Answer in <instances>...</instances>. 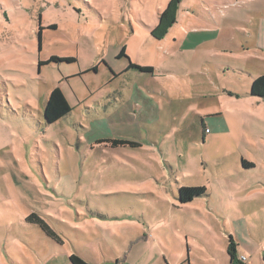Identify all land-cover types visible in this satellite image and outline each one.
Instances as JSON below:
<instances>
[{
	"label": "rangeland",
	"instance_id": "1",
	"mask_svg": "<svg viewBox=\"0 0 264 264\" xmlns=\"http://www.w3.org/2000/svg\"><path fill=\"white\" fill-rule=\"evenodd\" d=\"M209 1L159 40L168 0H0V264H226L264 239V0ZM55 87L72 111L47 124Z\"/></svg>",
	"mask_w": 264,
	"mask_h": 264
},
{
	"label": "trees",
	"instance_id": "2",
	"mask_svg": "<svg viewBox=\"0 0 264 264\" xmlns=\"http://www.w3.org/2000/svg\"><path fill=\"white\" fill-rule=\"evenodd\" d=\"M182 0H170L167 7L159 13L158 16V24L155 28L152 29L151 35L156 39H163L165 35L167 34L169 28L176 23L177 20V14L180 8ZM42 30V28H40ZM125 55L124 49L120 52L118 57H122ZM53 61H66V62H74L75 58H57L52 57L51 59L47 61H41L39 65H45ZM129 68L137 69L142 72H151L153 71V67L151 66H137L135 64H130ZM250 94L259 97L264 98V75L257 76L253 79L251 83V90ZM72 111L71 106L69 105L64 93L62 92L60 87H55L44 107V118L47 124H53L60 119L64 118L66 115H68ZM98 143L103 142H110L111 146H119V145H130L132 147L139 146L138 143L127 140V139H100L97 141ZM244 163V162H243ZM244 165H246L244 163ZM203 190V187H182L179 189L178 193V199L182 203L190 202L197 196L201 194ZM30 221H33L37 223L43 230V232L54 240L57 243H61L62 239L61 237L53 231L47 223L39 218L36 214H31L29 216ZM228 254L231 258V264H241L239 261H237V243L235 242L234 238L232 236L229 237L228 240ZM69 261L71 264H90L84 259H82L80 256L76 254H72L69 256Z\"/></svg>",
	"mask_w": 264,
	"mask_h": 264
},
{
	"label": "crops",
	"instance_id": "3",
	"mask_svg": "<svg viewBox=\"0 0 264 264\" xmlns=\"http://www.w3.org/2000/svg\"><path fill=\"white\" fill-rule=\"evenodd\" d=\"M169 1L170 0H168L167 5H168ZM238 3H240V0H210L208 5L210 8L215 9L219 12L221 9L232 10L235 8H239L237 5ZM167 5H166V7H167ZM180 7H181V4H180ZM179 10H180V8H179ZM178 13H179V11H178ZM258 14L261 16V13H258ZM177 19H178V14H177ZM176 23H177V20H176ZM157 24H158V22H157ZM260 25H261V20H259V23H258V28H257L258 32H259ZM173 26L174 25H172L169 29H171ZM251 27L256 30L255 23L252 22ZM258 32L257 33L255 32V35H256L255 37L259 36ZM249 36L254 37V34L251 32ZM251 96H253V95H251ZM257 98H259V97H257ZM228 240L226 241L227 253H225L224 260H225L226 264H231V258H230V255L228 254V248H227ZM64 241L65 240L62 239V242L60 244L64 243ZM240 241H241V244H242V241L244 242V245H241V246H245V247H243L244 249H240V244H237V261H239V263H240L241 257L245 256V257H247V261L244 264H264V239L261 240V242H258L256 244L254 242H252L251 240H248V239L245 240L244 238H240ZM221 253H223V251H221ZM69 256L67 257L68 260H69ZM214 262L216 263L217 260L210 257V260H208L206 262H202L201 264H214ZM164 264H193V263H191V258L189 259L188 257H186V256L183 257V256H181V254H179L171 260H165Z\"/></svg>",
	"mask_w": 264,
	"mask_h": 264
},
{
	"label": "built area",
	"instance_id": "4",
	"mask_svg": "<svg viewBox=\"0 0 264 264\" xmlns=\"http://www.w3.org/2000/svg\"><path fill=\"white\" fill-rule=\"evenodd\" d=\"M246 261H247V257L242 256L241 259H240V263L244 264Z\"/></svg>",
	"mask_w": 264,
	"mask_h": 264
}]
</instances>
